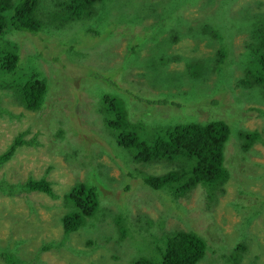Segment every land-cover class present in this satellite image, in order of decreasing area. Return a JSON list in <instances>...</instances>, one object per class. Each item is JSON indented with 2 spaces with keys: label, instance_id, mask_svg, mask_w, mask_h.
Returning a JSON list of instances; mask_svg holds the SVG:
<instances>
[{
  "label": "rangeland",
  "instance_id": "rangeland-1",
  "mask_svg": "<svg viewBox=\"0 0 264 264\" xmlns=\"http://www.w3.org/2000/svg\"><path fill=\"white\" fill-rule=\"evenodd\" d=\"M58 1L67 2L51 1L50 7ZM260 1L102 0L98 10L85 9L82 20L60 21L61 27L51 34V40L63 49L57 51L59 54L65 52L84 66L80 76L84 98L70 91V100L57 105V91L70 81H65L57 64L41 57L40 67L52 88L50 91L48 83L50 96L38 111L27 110L10 90L34 76L42 77L36 48L24 39L35 35L8 33L6 37L21 42L23 65L20 63L22 67L12 73L0 68V96L9 110L0 114V153L8 151L21 132L30 143L16 148L12 157L0 164V180L21 184L31 177H47L60 198L43 192H0V252L15 254L23 261L19 264H133L139 259L162 264L169 238L180 231H193L208 245L201 264H264V219L259 218L264 216V113L259 110L264 105L246 103L241 109L219 101L220 91H213L212 85L203 91L200 87L204 81L196 82L202 67H195L196 75H190L184 71L182 58L183 49H188L193 61L198 52L194 47L206 57L221 44L227 46L225 50L233 59L229 62L232 68L227 63L224 72L247 70L242 55L248 58L247 63L254 61L246 51L260 40L253 30L259 26L264 30V0ZM68 15L63 8L53 15L54 22L68 20ZM143 26L145 30L140 33ZM214 35L225 38L220 42ZM9 51L10 45L0 34V64ZM52 54L48 50L46 55ZM209 65L207 62L206 69ZM232 82L231 75L223 73L215 83L230 86ZM258 96L249 92L245 99ZM106 97L127 110L129 130L149 146L174 123L225 120L230 134L223 153L231 178L216 187L199 184L186 196L150 190L143 182L145 173L162 174L168 166L136 162V147L118 145L105 122V118L115 117ZM161 103L181 105L182 109L159 106ZM52 123L55 128H50ZM70 128L84 132V143L72 142ZM244 130L252 132L253 138L257 130L260 138L246 147L247 140L241 136ZM71 142L84 147V156L90 158L84 163L71 159ZM102 154L105 158H100ZM127 170H133L132 177ZM254 172L262 177L250 178ZM238 179L241 181L235 184ZM76 181L103 187L102 199L110 195L112 204L106 206L102 201L90 223L72 232L65 242L61 218L70 208L61 196ZM120 182L129 186L130 208L114 205L127 197ZM107 185L111 188H105ZM254 205L261 211L252 215L250 206ZM56 242H61L60 246L44 249ZM231 257L232 262H228ZM0 264L17 263L0 255Z\"/></svg>",
  "mask_w": 264,
  "mask_h": 264
},
{
  "label": "trees",
  "instance_id": "trees-1",
  "mask_svg": "<svg viewBox=\"0 0 264 264\" xmlns=\"http://www.w3.org/2000/svg\"><path fill=\"white\" fill-rule=\"evenodd\" d=\"M51 1L56 0H0V34L5 36L6 41L10 45V51L3 56L0 64L2 71L12 73L17 70L19 65H23L20 53V40L17 38L16 40L11 39L10 37H6V35L8 33H13L17 36L20 31L35 35L32 39L24 36V39L36 48L37 54L35 58L39 64V71L42 77L39 78L34 76L24 82L18 89L9 88L18 103L25 106L27 110H40L50 96L52 86L50 81L45 77L43 69L40 67L39 60L41 57H44L52 64H57L62 70V73L66 76L65 81H72V84L78 82L76 80L84 73V66L73 62L71 60L73 58L65 52L59 54L57 51H63V49L59 48L58 45L51 40V34L61 27L60 21L69 22L82 20L84 19L85 9H95L96 7L98 10L102 2V0H82L83 2L69 0V2L66 3L58 1L55 2L54 7H50ZM75 4H78V7H74ZM63 8L66 13L69 14V19H59L56 21L60 23L59 26H57L55 25L56 22H54L53 15L56 12H62ZM145 27L146 26H143V28L141 27L140 33L144 32ZM43 29H46L45 33L41 32ZM253 32L254 36H260V40L254 43L253 47L246 52H249L248 54L253 57L254 61L249 64L247 63L248 58L242 55V59L247 67V70L243 71L249 73L245 74L237 73L243 71H232V75L236 83L242 88L251 92L254 91V95H260L264 98V30L260 29L259 26L258 29L253 30ZM48 50L53 51L51 56L46 55ZM218 54L224 55L230 53L224 49L218 52ZM225 63H227V60ZM194 67L195 64H189L186 66L185 70L192 73ZM224 69H226V65ZM184 77L187 78V74H185ZM197 77L198 75L195 76L196 82L200 83L205 79L206 75H201L198 79ZM48 83L50 91L47 96L49 89ZM65 83L68 85V82ZM64 86L65 84H62L55 95V102L57 105L68 100L60 98L62 94L66 93V88ZM1 88L3 89L4 87ZM228 88V85L217 84L216 91L221 92ZM187 90H189V88H187ZM105 101L115 114V117L112 119L105 118L106 125L113 132L120 146L129 148L136 147L138 149L139 152L133 157L134 161L147 164L146 166L154 163H163L165 166H168V169L162 174H157L155 172L151 173V171H147L150 173L148 175L145 173L144 180L151 187L157 190L169 189L175 197H179L186 196L188 192L199 184L204 187L208 185L216 187L217 185L226 183L231 178V172L225 165L223 153L224 145L230 133V128L225 120H212L203 123H174V125H169L165 129V134L163 136L158 137L154 144L149 146L144 142H139L137 136L129 130L127 110L114 102L113 98L106 97ZM2 102V96H0V114L9 113V110L2 105ZM158 105H167L169 108L182 109L181 105L173 104L169 106L168 103H161ZM98 123L97 121V124ZM54 124L55 123L50 124V128H55ZM70 130L73 135L72 142L79 140L84 143V132L81 131L80 133L79 129L76 128H70ZM25 135V132L19 133L14 138V142L10 149L0 153V164L6 163L14 154L16 148H19L23 144L30 143L25 139ZM241 136L247 140L245 143L246 147L254 143L257 138H260L259 133H256V137L253 138V133L247 130H244ZM72 142L69 144V152H71L69 155L72 154V157L70 155L71 159L76 160L79 157L84 159H86V157L90 158L89 155L84 156V147L81 148ZM74 145L79 151L78 155L76 154ZM104 168L107 170L110 169L107 164ZM127 171L128 176L132 177L133 170ZM93 176L91 177L92 179ZM249 177L260 178L262 175H258L254 172V174ZM240 181L241 180L238 179V182L235 184ZM52 186V182L47 180L46 177L40 179L31 177L21 184H10L6 180H0V192L9 195L18 192H43L49 196L55 197L56 195L53 193ZM174 186L175 189H172ZM120 187L126 190L128 194V185H124L120 182ZM105 188L110 189L111 186L107 185ZM103 190L104 188L101 186L95 185V187H93L88 185V182L84 181H76L74 186L71 187L70 192L67 194V199L74 206V211L68 212L62 218L65 242H68L67 237L72 232L88 225L90 220L99 212V195L103 194ZM106 198L112 199L110 195ZM107 203L109 205L112 204V202L109 201H107ZM123 204L126 205V202ZM262 207L264 208V204ZM250 209L252 215L254 212L258 213L261 211L256 205L250 206ZM115 218L117 220L118 217L115 216ZM60 244L61 242L49 244L45 246L44 249L49 251V247H57L58 245L60 246ZM207 249V241L200 236L199 233L197 234L193 231H180L169 238L162 264H201L203 263L204 257H206ZM0 255L8 262L9 260L17 264L23 262L15 254L8 253L5 256L0 252ZM231 259L232 257L228 262H232ZM133 264L158 263L139 259Z\"/></svg>",
  "mask_w": 264,
  "mask_h": 264
},
{
  "label": "clouds",
  "instance_id": "clouds-1",
  "mask_svg": "<svg viewBox=\"0 0 264 264\" xmlns=\"http://www.w3.org/2000/svg\"><path fill=\"white\" fill-rule=\"evenodd\" d=\"M82 1V0H81ZM67 2H69V0H67ZM83 2V1H82ZM260 3H262V0L260 1ZM249 5H250V7L252 8V6H251V4H250V2H249ZM253 9V8H252ZM255 10V9H254ZM255 11H257V10H255ZM262 11V9L261 10H259L258 12H261ZM20 36V35H19ZM214 38L215 39H219L220 40V42L221 41H223L224 40V38H225V36H220V37H218L217 38V36H215L214 35ZM189 46H190V44H189ZM216 47H218V48H216L214 51L213 50H211V53L209 54V55H207L206 57H204L203 55H204V51H201L198 47H194V49H196L198 52H197V54H196V56H195V58L193 59V61H190V58H189V55H188V49H183V60H184V62H185V69H186V66L187 65H189V64H195V67H202V71H200V72H198V77L199 76H201V75H206V77H205V79L203 80L204 81V84L203 85H201V89L203 90V91H205V90H207V86H209V85H212V89H213V91H216V86H217V84L215 83L216 82V80H217V78H218V76L220 75V74H223V73H226V75H231V77H232V79H233V82H232V84L229 86V88L227 89V90H225V91H221L220 93H221V97H220V99H218L219 101H222V102H230V103H232V104H234V105H236V106H238V107H240L241 109H242V106L244 105V104H246V103H252V104H255V103H259V104H261V105H264V98L263 97H261L260 95L258 96V97H255V99H250V100H246L245 99V94H247V93H249V92H251V91H249V90H246V89H244V88H242L238 83H236V81L234 80V78H233V75H232V72H224V67H225V65L227 64V63H225V60H227V59H229L230 61L232 60V56L230 55V54H224V55H222V54H218V52H221L222 50H224L225 48H227V46H223V45H221V44H219L218 46H216ZM190 49V48H189ZM227 58V59H226ZM207 62L210 64L209 65V67H208V69H206V65H207ZM195 67L193 68V69H195ZM60 73H62V72H60ZM64 76V75H63ZM198 77H197V79H198ZM76 81H78L76 84H72L73 82L72 81H70V82H68V85H66V83L64 82L63 84H65V88H66V92L68 91V92H70V91H74L75 92V94H77V95H80V96H82L83 98H84V88H83V83H82V79L81 78H79L78 80H76ZM62 86V85H61ZM235 86H239L238 88H235ZM252 92H254V91H252ZM63 96L64 97H66L65 96V93L64 94H62L60 97L62 98V99H64L63 98ZM66 100V99H65ZM228 109V108H227ZM259 110L262 112V113H264V109H262V108H259ZM132 120H136V119H132ZM174 125V124H173ZM71 131V130H70ZM251 131V130H250ZM255 132L254 133H259L257 130H254ZM230 134V133H229ZM260 134V133H259ZM261 135V134H260ZM244 138V137H243ZM245 139V138H244ZM227 142V141H226ZM256 142V141H255ZM119 145V144H118ZM120 146V145H119ZM86 159H84V160H80V159H76V160H74L76 163H84V161H85ZM149 166V165H148ZM36 179V178H35ZM38 179H40V178H38ZM46 179H47V177H46ZM48 180V179H47ZM50 181V180H49ZM51 182H52V184H53V186H52V188H53V193L55 194V191H54V183H53V181L51 180ZM144 182V184L146 185V186H148V188L150 189V190H155V191H158L157 189H155V188H153V187H151L150 185H148L147 184V182L144 180L143 181ZM74 186V185H73ZM71 187L72 186H70L68 189H66L65 191H64V193H63V195L61 196V198H63V200L66 202V207H69L70 209L69 210H64L63 211V213H64V215H63V217L68 213V212H72V211H74V206L72 205V203L71 202H69V200L67 199V194L70 192V190H71ZM127 189H129V188H127ZM168 192H170V190L169 189H166ZM166 190H164V191H166ZM56 195V194H55ZM125 195L127 196L125 199H119L118 201H116V202H114V205L116 206V207H118V208H124V202H126V205H128V207L130 208V205H129V201H128V203H127V200H128V194H127V192L125 193ZM52 197V196H51ZM52 198H55V199H57V198H60V196H58V195H56L55 197H52ZM99 204H101V202L103 201L104 203H105V205L106 206H108L109 204L107 203V201H109V202H111V200L110 199H107L106 197L105 198H103L102 199V196L101 195H99ZM128 208V209H129ZM99 213V212H98ZM97 213V214H98ZM96 214V215H97ZM95 215V216H96ZM62 217V218H63ZM62 218H61V220H62ZM88 218V217H87ZM87 218H86V222H87ZM62 222V221H61ZM120 222H121V220L119 221V224H120ZM119 224H118V226H119ZM63 225V224H62ZM64 228V227H63ZM263 258H264V256H263ZM163 260H164V258H163ZM9 262L11 263L12 261H10L9 260ZM163 263V262H162Z\"/></svg>",
  "mask_w": 264,
  "mask_h": 264
},
{
  "label": "water",
  "instance_id": "water-1",
  "mask_svg": "<svg viewBox=\"0 0 264 264\" xmlns=\"http://www.w3.org/2000/svg\"><path fill=\"white\" fill-rule=\"evenodd\" d=\"M65 96H66V97L63 96L64 100H65V99L70 100V98H71V94H70V92L67 91V92L65 93ZM60 98H61V97H60ZM61 99H62V98H61ZM68 100H67V101H68ZM263 219H264V216H260V220H263ZM263 256H264V251H263Z\"/></svg>",
  "mask_w": 264,
  "mask_h": 264
},
{
  "label": "bare ground",
  "instance_id": "bare-ground-1",
  "mask_svg": "<svg viewBox=\"0 0 264 264\" xmlns=\"http://www.w3.org/2000/svg\"><path fill=\"white\" fill-rule=\"evenodd\" d=\"M233 52H234V51H233ZM233 52H232V53H233ZM239 55H240V54H239ZM237 57H239V56H237ZM240 58H241V57H240ZM238 59H239V58H238ZM227 60H228V62H227L228 64H229V62L232 63V61H230L229 59H227ZM232 60H233V59H232ZM234 62H235V61H234ZM236 62H237V61H236ZM240 63H241V62H240ZM240 63H239V64H240ZM232 65H233V64H232ZM232 65H231V66H232ZM234 65H235V64H234ZM236 67H237V66H236ZM233 68H234V67H233ZM246 68H247V67H246ZM234 69L237 70L238 68H234ZM112 95H113V94H112ZM112 95H111V96H112ZM18 97H19V96H18ZM114 97H115V96H114ZM74 146H75V145H74ZM100 158H105V157H104L103 154H102ZM91 170H92V169H91ZM93 174L95 175V173H93ZM201 202H202V201H201Z\"/></svg>",
  "mask_w": 264,
  "mask_h": 264
},
{
  "label": "flooded vegetation",
  "instance_id": "flooded-vegetation-1",
  "mask_svg": "<svg viewBox=\"0 0 264 264\" xmlns=\"http://www.w3.org/2000/svg\"><path fill=\"white\" fill-rule=\"evenodd\" d=\"M184 71H186V70L184 69ZM189 74H190V75H194V76L196 75L194 72H192V73H189Z\"/></svg>",
  "mask_w": 264,
  "mask_h": 264
}]
</instances>
